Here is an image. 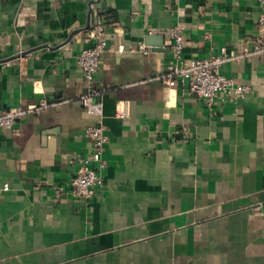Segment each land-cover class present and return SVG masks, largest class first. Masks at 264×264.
I'll return each instance as SVG.
<instances>
[{
    "label": "crops",
    "instance_id": "crops-1",
    "mask_svg": "<svg viewBox=\"0 0 264 264\" xmlns=\"http://www.w3.org/2000/svg\"><path fill=\"white\" fill-rule=\"evenodd\" d=\"M259 16L258 0H0V116L50 105L0 128V264H264V57L220 67L252 86L238 103L208 107L158 79L171 28L187 60L232 57ZM101 23L88 84L75 58ZM89 94L109 143L103 184L79 201L66 190L70 160L93 152Z\"/></svg>",
    "mask_w": 264,
    "mask_h": 264
},
{
    "label": "built area",
    "instance_id": "built-area-1",
    "mask_svg": "<svg viewBox=\"0 0 264 264\" xmlns=\"http://www.w3.org/2000/svg\"><path fill=\"white\" fill-rule=\"evenodd\" d=\"M260 16L257 23L256 34L250 46L243 52L232 57L228 56L227 48H222L219 55L208 58H184L186 38L184 27L177 25L170 30L172 40V62L167 71L159 76L169 88H175L182 84L187 92L202 99L208 107H213L217 98L222 97L223 102H242L252 93L250 84L227 77L220 73V67L231 60H240L251 56L264 57V0H258ZM179 15L184 16L185 10L180 9ZM104 23L91 29L89 37L94 41L91 47L82 50L75 58L77 65L82 69L84 79L88 84L95 80L101 57L107 51V40ZM139 50L144 54H150L148 48L141 43ZM122 50L118 51L120 54ZM95 94H89L81 98L82 104L88 113L97 118V123L85 130V136L92 142L93 152L90 156L80 160H70L71 164H77L76 172L68 183L67 194L74 200H88L92 197V190L103 184L101 172L106 168L104 152L109 143V137L104 124L103 105L94 101ZM50 106L42 102L39 106L27 109L15 108L0 116V128L13 129L18 121L27 114L35 113ZM127 116L126 112L120 113L119 118ZM9 186H5L8 190Z\"/></svg>",
    "mask_w": 264,
    "mask_h": 264
}]
</instances>
